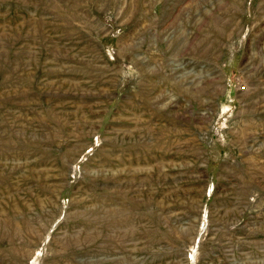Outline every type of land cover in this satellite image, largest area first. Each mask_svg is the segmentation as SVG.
Here are the masks:
<instances>
[{"label":"rangeland","instance_id":"rangeland-1","mask_svg":"<svg viewBox=\"0 0 264 264\" xmlns=\"http://www.w3.org/2000/svg\"><path fill=\"white\" fill-rule=\"evenodd\" d=\"M0 264H264V0H0Z\"/></svg>","mask_w":264,"mask_h":264}]
</instances>
